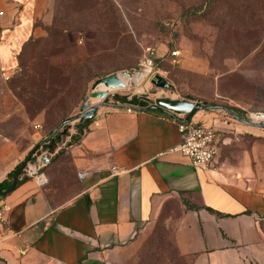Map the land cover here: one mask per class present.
<instances>
[{
  "label": "rangeland",
  "instance_id": "obj_1",
  "mask_svg": "<svg viewBox=\"0 0 264 264\" xmlns=\"http://www.w3.org/2000/svg\"><path fill=\"white\" fill-rule=\"evenodd\" d=\"M29 1L6 0L16 13L9 24L0 22V32L13 36L5 64L15 68L9 80L0 77V182L58 120L79 114L97 79L122 71L134 76L147 47L155 50L157 75L172 87L175 99L228 108L240 118L264 122V116H254L264 113V0H108L130 32L119 47L107 44L114 37L87 32L96 25L104 0H49V5L46 0L43 7ZM7 7L0 2V8ZM130 18L139 19L137 36ZM74 21L82 27L73 29ZM4 36L0 42L7 43ZM172 51L179 52L176 59ZM152 89L146 80L127 90L99 85L106 98L88 102H116L136 90L152 97ZM212 112L220 123L212 167L244 164L253 180L264 181V128L243 124L222 109ZM76 123L68 124V134ZM34 124L41 125L39 132ZM70 177L47 183L54 205L72 198L76 187ZM185 213L179 200L168 199L127 264H196V255L183 254L176 242Z\"/></svg>",
  "mask_w": 264,
  "mask_h": 264
},
{
  "label": "crops",
  "instance_id": "obj_2",
  "mask_svg": "<svg viewBox=\"0 0 264 264\" xmlns=\"http://www.w3.org/2000/svg\"><path fill=\"white\" fill-rule=\"evenodd\" d=\"M5 1L0 22L6 25L16 9ZM5 32L0 73L12 51L13 36ZM131 105L100 104L79 142L64 148L76 182L69 201L51 207L34 177L0 196V206H8L0 222V263L127 264L162 205L176 198L186 209L176 242L183 254L196 255V264H264V181L253 180L244 164L195 168L174 150L180 138L165 113L126 112ZM212 111H197L189 121L215 129L220 123ZM61 145L37 157L48 159L43 166ZM42 173L48 180L55 172L47 166Z\"/></svg>",
  "mask_w": 264,
  "mask_h": 264
},
{
  "label": "built area",
  "instance_id": "obj_3",
  "mask_svg": "<svg viewBox=\"0 0 264 264\" xmlns=\"http://www.w3.org/2000/svg\"><path fill=\"white\" fill-rule=\"evenodd\" d=\"M3 14V11L0 10V16ZM178 51H172L171 55L173 59H176L178 56ZM155 50L151 47H147L143 51V55L137 65V69L133 72L134 74H143V78L140 82L144 80L148 81L150 86L153 87L151 95L145 96V92L136 90L135 92L131 93L127 98L131 99L135 97V95H141L137 97H147L151 103L155 102L156 100H178L175 99L172 94V89H163L155 87L152 84V81L158 76V71L154 67V59ZM15 68L3 70L0 73V77L3 81H7L11 78L14 74ZM160 77V76H159ZM130 87V86H129ZM129 87H123L121 89H128ZM138 93V94H137ZM144 109L140 107H135L133 105L126 107L125 111L128 113L142 111ZM162 119H168L172 121L176 127L177 132L179 134V143L174 148L175 151L180 152L184 156H186L192 166L195 168H209L212 166L215 158L218 155V136L214 128L212 127H204L198 124H195L189 120L184 115L163 112ZM93 126L97 127V122H92ZM33 128L36 132H39L41 129L40 124H34ZM44 153V152H43ZM38 157H41L39 155ZM38 159V158H37ZM43 167V162L39 158L38 161L32 165H27L24 170V173L27 177H34L36 178L39 185L46 184V178L44 174L40 171ZM8 212V206L3 204L0 206V222L4 220L6 213Z\"/></svg>",
  "mask_w": 264,
  "mask_h": 264
},
{
  "label": "trees",
  "instance_id": "obj_4",
  "mask_svg": "<svg viewBox=\"0 0 264 264\" xmlns=\"http://www.w3.org/2000/svg\"><path fill=\"white\" fill-rule=\"evenodd\" d=\"M104 1H105V6L98 9L99 13H98V15H96V18H97L96 25L92 26L91 28H88L87 32L92 33V32H90V30H96V31H100V34H104L108 37H114V39L107 40V44L115 45L116 47H119L121 45V42L126 41L128 39L130 32H127L126 24L122 21V19L118 15V12L116 11V9H114L112 7V5L109 3L108 0H104ZM138 20L139 19H132V18L128 19V25H129L130 29L132 30V34L134 36L138 35V31H137V29H138L137 26L139 25ZM131 24H135V27L133 29L131 28ZM71 27L73 29H76V28H79L82 26L80 25L79 22L74 21V22H72ZM94 34H99V33L97 32ZM155 61L156 60L154 59V67L157 66ZM187 101H190V100H187ZM197 102H200V101H197ZM131 104L135 107H140L142 109H146L147 107L150 106V105L148 106V103L142 99H139L136 102H132ZM68 120L69 119H67L65 117L58 120L57 124L53 125V127L49 131H47L43 137L46 138L54 129H56L58 126H60V124H62L65 121H68ZM187 120H189V117L187 118ZM91 121H84L81 123H79V122L76 123L74 126V131L72 134L71 133L68 134V132H67L68 124L63 125L60 128L62 130L60 131V129H59L56 132V134L47 143L43 144L39 149H37L34 152V154H33L34 156L31 157V159H30V162L34 161L42 152L53 153L54 150L56 149V147L64 142L65 137L69 136L68 143L66 142L65 146L62 147L60 150H58V152L54 156L51 157L50 162L46 166H43L40 170L41 172H43L46 170L47 166H52V172L53 173L55 172L53 174V178L48 179L46 181L45 188H44L45 189V191H44L45 197H46V199H47V201L51 207H58L62 204L54 205L51 202L50 197L48 196V192H47L49 189L47 183L49 181L50 182H52V181H64L63 178H65L67 180L68 179V173H69L71 175L70 178H72V181L75 183V187H76L75 177H74V175H72V173H70V168L67 165V156L65 155L64 148L68 145L78 143L79 140L81 139L82 135H83L84 130L88 127V125L91 123ZM65 128H66L65 133H62V131ZM20 165H21V163L17 164L7 174L6 178L0 182V191H5L6 189L9 188V186L11 184L12 177ZM27 178L28 177L25 175L24 171H22L18 177V180L16 182L15 187L20 185ZM73 193H71L69 195L71 196Z\"/></svg>",
  "mask_w": 264,
  "mask_h": 264
},
{
  "label": "water",
  "instance_id": "obj_5",
  "mask_svg": "<svg viewBox=\"0 0 264 264\" xmlns=\"http://www.w3.org/2000/svg\"><path fill=\"white\" fill-rule=\"evenodd\" d=\"M126 73L127 75L129 74L128 71H122ZM118 72L111 73L109 75H106L104 77H101L97 79L92 88L90 93L88 94V97L84 100V102L81 104L79 108V114L75 117H72L70 120L63 122L58 126L56 129H54L43 141L38 143L37 145L34 146V148L30 151V153L27 155V157L21 162V165L17 169V171L14 173L11 184L8 189L5 191H0V196H5L9 192H11L16 185V182L18 180L19 175L21 174L22 171L25 170L27 167L28 163L30 162L31 156L34 154V152L39 149L43 144L47 143L55 134L56 132L65 124H69L71 121H77L79 123L84 122V121H91L95 114L98 106L100 104L105 103L104 101L99 104H94L92 102H88L90 98L94 99H105L108 93L98 91L99 85H103L104 87L108 89H115L117 87L123 88L124 85L120 81L117 75ZM152 84L155 87L158 88H163V89H172V87L166 82V80L162 77L157 76L155 80L152 81ZM119 99L124 102V103H132L136 102L139 99H142L146 102H150L147 97H132L131 99H128L126 97H119ZM150 110H157L161 112H169V113H175V114H181L184 115L186 118L190 117L197 111H209V110H218L222 109L225 110L227 113H229L231 116H233L235 119H237L239 122L253 126V127H259V128H264V122L262 121H257L253 119H247V118H240L237 116L235 113H233L230 109L228 108H222L218 107L215 105H205L201 102L197 101H187V100H156L155 102L152 103L148 107ZM254 116H264V113H256ZM253 116V117H254ZM66 128L62 131V133H65ZM45 162L48 161L47 158H44ZM42 161V162H44ZM44 165V163H43Z\"/></svg>",
  "mask_w": 264,
  "mask_h": 264
},
{
  "label": "bare ground",
  "instance_id": "obj_6",
  "mask_svg": "<svg viewBox=\"0 0 264 264\" xmlns=\"http://www.w3.org/2000/svg\"><path fill=\"white\" fill-rule=\"evenodd\" d=\"M117 75L125 87H129L130 85L132 86V84L134 85L139 84V82L143 78V74H134V76H132L131 78H130L131 76L130 74L127 75L124 72H118Z\"/></svg>",
  "mask_w": 264,
  "mask_h": 264
}]
</instances>
